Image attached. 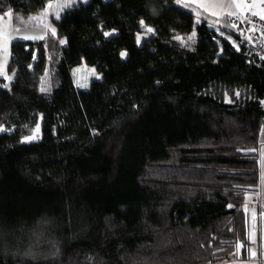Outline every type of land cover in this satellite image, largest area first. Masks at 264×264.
<instances>
[{"label":"trees","instance_id":"16d2710c","mask_svg":"<svg viewBox=\"0 0 264 264\" xmlns=\"http://www.w3.org/2000/svg\"><path fill=\"white\" fill-rule=\"evenodd\" d=\"M48 1L0 0V13L11 9L17 23ZM210 18L196 21L176 0H78L43 36L11 40L12 79L0 75V264L245 256L264 65L248 63ZM220 20L237 38L233 16ZM181 22L194 52L158 42ZM144 25L151 31L137 41ZM81 61L100 73L86 87L71 73ZM218 87L242 96L224 100ZM38 120L39 137L22 140ZM36 228L45 236L28 249Z\"/></svg>","mask_w":264,"mask_h":264},{"label":"rangeland","instance_id":"374dc122","mask_svg":"<svg viewBox=\"0 0 264 264\" xmlns=\"http://www.w3.org/2000/svg\"><path fill=\"white\" fill-rule=\"evenodd\" d=\"M78 0H55V2L52 4V6H47L45 8L39 9L33 13H29L27 15H19L18 16V22L13 21V12L11 9L5 10L3 13H0V75L4 76V85H7L10 80L12 79V72H9L7 69V62L10 56V42L13 38H35V37H41L48 31L53 30V24H49V19L51 16L59 15L58 11L61 7V5H65L67 3H74ZM84 1V0H82ZM197 12V11H196ZM198 18H195V20H200V17L202 16L199 14ZM210 26L215 28L220 34L225 36L231 44H237V41L235 40V36L228 31L229 29H226L224 24L220 19L218 20H211ZM145 29L138 33L137 35V41H140L141 38L147 34V32L151 31L149 28L144 27ZM114 32V30H110L109 33ZM192 32H194L192 30ZM234 32H239V30H236ZM108 34V33H106ZM255 35L257 36L258 33L256 32ZM63 41V39H62ZM189 41V40H188ZM186 48H190V41L187 43ZM124 53V52H123ZM73 82L77 87H86L89 83V81L93 78L100 77V73L95 69V67L91 64H88L84 61H81L80 63L74 65L71 69ZM39 88L44 92L48 93L50 89L49 85V76L46 70H44L40 76L39 79ZM221 89V95L224 100H233V99H239L242 96V92H240L239 89H228V88H219ZM217 89V90H218ZM262 102H264V99H262ZM40 121L33 126L31 132L27 135L22 136V140H33L37 139L40 134ZM7 130L6 127L3 125H0V131ZM257 153H258V189L259 191H262V194H264V125H262L260 130V136L258 140L257 145ZM254 194L253 191L248 192L245 194L246 197H252ZM246 205L243 201V206L245 209ZM248 206V205H247ZM29 241L30 244L28 246V249H31V247H35L37 243L43 238V235L45 236V233L43 232L42 228H36L32 230V233H29ZM254 245H256V242L254 240ZM240 247V244L238 245ZM235 259L225 260L214 264H238ZM255 264V263H253Z\"/></svg>","mask_w":264,"mask_h":264},{"label":"crops","instance_id":"0c3cea01","mask_svg":"<svg viewBox=\"0 0 264 264\" xmlns=\"http://www.w3.org/2000/svg\"><path fill=\"white\" fill-rule=\"evenodd\" d=\"M181 5L191 6L195 11V18L199 14L202 18L205 14L210 19L218 20L223 16L235 15H256L264 18V0H176ZM55 0H49L42 8L52 6ZM72 3L61 5L59 9L60 14L62 10ZM239 5V6H238ZM197 11V12H196ZM58 15H55V17ZM211 21V20H210ZM209 21V23H210ZM151 30V27L144 25ZM159 43L170 45L182 50L194 52L197 48V38L192 30L188 29L186 23H176L169 27L167 36H160L157 38ZM190 41V48L187 43ZM259 179V177H258ZM252 197L244 196V203L247 210V230L249 246L247 252L243 257H234L238 264H264V194L259 191L258 187ZM254 240L256 245H254ZM255 253V255H253Z\"/></svg>","mask_w":264,"mask_h":264},{"label":"built area","instance_id":"2783aa9c","mask_svg":"<svg viewBox=\"0 0 264 264\" xmlns=\"http://www.w3.org/2000/svg\"><path fill=\"white\" fill-rule=\"evenodd\" d=\"M233 22L239 25L240 31L235 38L237 44L232 45L242 49L248 63L264 65V18L249 14L235 15ZM262 103L264 105V102Z\"/></svg>","mask_w":264,"mask_h":264},{"label":"snow or ice","instance_id":"6c2138e0","mask_svg":"<svg viewBox=\"0 0 264 264\" xmlns=\"http://www.w3.org/2000/svg\"><path fill=\"white\" fill-rule=\"evenodd\" d=\"M239 6V5H238ZM253 255H255V253H253Z\"/></svg>","mask_w":264,"mask_h":264}]
</instances>
